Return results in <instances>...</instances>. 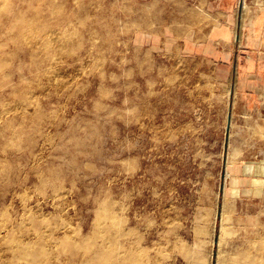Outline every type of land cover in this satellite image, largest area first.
Listing matches in <instances>:
<instances>
[{"label":"rangeland","instance_id":"rangeland-1","mask_svg":"<svg viewBox=\"0 0 264 264\" xmlns=\"http://www.w3.org/2000/svg\"><path fill=\"white\" fill-rule=\"evenodd\" d=\"M0 264H264V0H0Z\"/></svg>","mask_w":264,"mask_h":264}]
</instances>
